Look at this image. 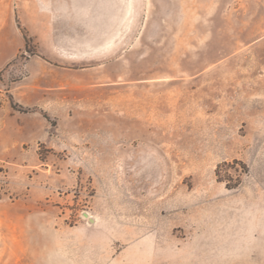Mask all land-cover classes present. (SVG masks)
I'll return each instance as SVG.
<instances>
[{"label": "rangeland", "instance_id": "rangeland-1", "mask_svg": "<svg viewBox=\"0 0 264 264\" xmlns=\"http://www.w3.org/2000/svg\"><path fill=\"white\" fill-rule=\"evenodd\" d=\"M0 264H264V0H0Z\"/></svg>", "mask_w": 264, "mask_h": 264}, {"label": "water", "instance_id": "water-1", "mask_svg": "<svg viewBox=\"0 0 264 264\" xmlns=\"http://www.w3.org/2000/svg\"><path fill=\"white\" fill-rule=\"evenodd\" d=\"M89 215H90L89 212H85L86 217H89Z\"/></svg>", "mask_w": 264, "mask_h": 264}]
</instances>
